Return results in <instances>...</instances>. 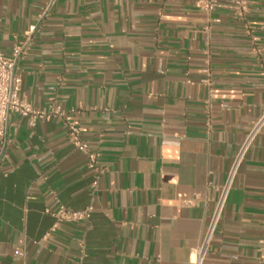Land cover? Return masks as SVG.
Listing matches in <instances>:
<instances>
[{
  "label": "crops",
  "instance_id": "obj_1",
  "mask_svg": "<svg viewBox=\"0 0 264 264\" xmlns=\"http://www.w3.org/2000/svg\"><path fill=\"white\" fill-rule=\"evenodd\" d=\"M199 1L54 0L46 13L52 0H0V53L24 51L21 97L71 114L105 170L93 192L61 121L11 117L0 264H190L264 114V0L245 21L226 2L209 16ZM61 206L92 217L55 229L45 212ZM263 242L264 129L206 264H264Z\"/></svg>",
  "mask_w": 264,
  "mask_h": 264
},
{
  "label": "built area",
  "instance_id": "obj_2",
  "mask_svg": "<svg viewBox=\"0 0 264 264\" xmlns=\"http://www.w3.org/2000/svg\"><path fill=\"white\" fill-rule=\"evenodd\" d=\"M257 0H200L199 8L206 12L209 16L215 10L226 2L229 8L234 12L235 17L239 21H245L249 13V8ZM54 0H52L46 13L51 9ZM219 23L220 20H213ZM35 28L29 29L27 36L29 37ZM256 39H253L255 41ZM23 48H14L11 56H5L0 53V169L3 162L7 159L10 148V118L14 116L26 119L30 128H35L39 122L59 120L67 130V140L79 152L83 153L87 158V168L92 171L94 181L92 183L93 192L98 188V180L105 172L99 165L100 154L92 152L89 144L82 140L83 128L79 122L74 119L71 114L64 112L59 106L51 105L46 109H37L26 99L21 97L23 79L18 71V63L23 56ZM77 112L73 111V114ZM264 129V114L256 122L249 132L247 138L242 143L238 153L233 159L229 170L227 180L219 191V197L209 218L205 233L199 246L191 252L190 264H206L207 256L220 225L229 194L233 188L234 181L244 163L246 156ZM55 220V229L61 224H78L89 221L92 217L93 209L88 207L83 211H72L61 206L58 211H46ZM260 260L264 262V242L260 248Z\"/></svg>",
  "mask_w": 264,
  "mask_h": 264
}]
</instances>
